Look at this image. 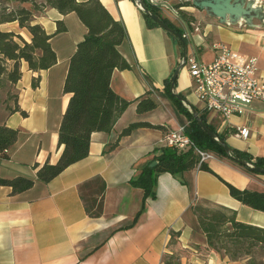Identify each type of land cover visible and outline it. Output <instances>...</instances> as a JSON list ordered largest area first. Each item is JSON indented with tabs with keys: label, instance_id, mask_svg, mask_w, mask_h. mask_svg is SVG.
I'll list each match as a JSON object with an SVG mask.
<instances>
[{
	"label": "crops",
	"instance_id": "1",
	"mask_svg": "<svg viewBox=\"0 0 264 264\" xmlns=\"http://www.w3.org/2000/svg\"><path fill=\"white\" fill-rule=\"evenodd\" d=\"M101 2L127 30L128 37L119 50L131 68L116 70L111 86L132 104L111 132L92 134L86 159L73 164L50 183L37 182L29 191L16 195L11 188L0 186V264H164L171 230L181 232L180 248L187 250L181 255L184 264H249L248 259L235 262L209 250L197 218L190 211L192 203L203 201L236 212L240 222L264 228V213L234 199L223 182L242 190L264 192V174H249L230 158L214 155L206 162L213 173L196 168L184 173L181 179L168 173L160 175L157 198L147 199L144 212L131 226L144 203V190L133 187L131 180L152 162L155 149L164 146L165 130L189 126L188 118L166 90V82L182 61L183 46L163 28L148 26L133 0ZM258 2L264 6V0ZM182 9L195 18L191 28L168 8L162 7L161 13L184 30L189 53L197 52L202 63L210 64L216 57L213 45L226 44L241 54L257 57L259 75L264 80V22L256 20L251 26L243 21L222 24L205 11ZM35 19L49 34L56 32L60 20L68 31L52 38L58 58L52 68L34 72L22 62V79L14 90L26 116L21 112L8 115L2 104L5 92H0V120L20 131L18 141L10 149V158L0 159L1 178L37 179L34 166L56 164L62 153L58 147L59 129L71 97L64 91L65 80L71 57L85 39L87 28L76 14L64 16L55 9ZM1 28L30 42L29 31L18 23L3 24ZM35 78H40L37 87L33 85ZM175 92L206 116L207 123L231 150L254 159L264 158V103L255 102L227 121L220 115H209L198 101L185 67L180 71ZM147 95L157 100L158 107L138 114L136 101ZM134 122L161 125L165 130L139 128L120 138L123 129ZM241 128L248 129L247 136H236ZM117 141V147L109 150ZM95 177L103 178L107 185L104 214L100 218L88 216L79 191L83 183ZM194 246L200 249L197 251ZM260 256L264 258L257 253Z\"/></svg>",
	"mask_w": 264,
	"mask_h": 264
},
{
	"label": "trees",
	"instance_id": "2",
	"mask_svg": "<svg viewBox=\"0 0 264 264\" xmlns=\"http://www.w3.org/2000/svg\"><path fill=\"white\" fill-rule=\"evenodd\" d=\"M142 1L147 9L162 19L165 24L184 34L183 29L175 26L162 15V7L150 0ZM158 1L169 2L170 0ZM183 6L191 7V3L175 6L180 17L191 28L195 18L184 11ZM50 9H55L64 16L76 14L86 26L87 34L85 39L77 45L71 57L65 80L64 91L71 97L59 129L58 147L62 149L60 160L56 164L46 162L43 165H35L37 179L0 177V186L11 188L14 195L29 191L37 182L48 184L73 164L86 159L90 153L92 134L111 132L118 119L132 104L131 101L118 95L111 86L116 70L131 68L119 50L128 37L127 30L124 23L115 19L101 0H0V92H5L2 104L6 113L11 115L21 112L22 115H27L21 110L18 103L19 96L14 90L22 79V62H26L30 70L40 72L52 68L58 61L51 41L55 35L66 33L67 25L62 20L57 21L56 32L49 34L35 19L36 16ZM143 15L148 26L160 27L148 15L145 13ZM14 22L18 23L20 28L29 31L30 42L15 32L2 30L3 24ZM171 80L172 78L166 82V90L180 112L189 120L187 134L199 149L228 159L223 147L201 128L190 110L171 95ZM39 82L40 78H35L34 87H37ZM136 103L138 114L153 111L158 107L157 100L151 95L138 99ZM201 117L204 123L217 134L207 123L206 116L201 114ZM139 128L165 130L161 125L134 122L123 129L120 138L130 135ZM167 131L165 130V133ZM19 135L18 129L10 128L4 119L0 120L1 160L10 158V149L18 141ZM219 137L225 141L220 135ZM118 143L119 141L111 144L109 150L115 149ZM232 153L240 159L264 168V158L254 159L236 150H232ZM152 162L157 163L153 168L150 167ZM152 162L137 178L131 180L133 187L144 190L142 209L131 226L138 222L144 212L147 199L157 198L156 184L160 175L168 173L181 179L184 173L196 168L213 173L207 163H200L199 156L192 149L181 151L165 146L159 147L154 151ZM240 167L249 174H255L250 168ZM223 182L234 199L264 213V192L242 190L224 180ZM106 190V182L101 177H95L80 186V196L89 217L103 216ZM190 211L197 218L199 230L205 236L209 250L220 253L231 261L248 259L249 264H264L263 256L257 257V253L264 255V228L240 222L236 212L203 201L192 203ZM170 236L169 252L164 255L163 263L184 264L181 255L187 250L180 248L181 232L171 230ZM194 249L198 251L200 247L194 246Z\"/></svg>",
	"mask_w": 264,
	"mask_h": 264
},
{
	"label": "built area",
	"instance_id": "3",
	"mask_svg": "<svg viewBox=\"0 0 264 264\" xmlns=\"http://www.w3.org/2000/svg\"><path fill=\"white\" fill-rule=\"evenodd\" d=\"M154 1L158 0H150ZM191 3L192 0H180ZM216 57L210 64L202 63L197 52L189 53L185 68L193 80V90L205 111L220 115L224 121L242 114L255 102L264 103V80L259 75V59L241 54L228 45H213ZM189 126L168 130L164 146L177 150H194L200 163L214 158L212 153L199 149L187 134ZM248 135L247 128L239 129L237 137Z\"/></svg>",
	"mask_w": 264,
	"mask_h": 264
},
{
	"label": "water",
	"instance_id": "4",
	"mask_svg": "<svg viewBox=\"0 0 264 264\" xmlns=\"http://www.w3.org/2000/svg\"><path fill=\"white\" fill-rule=\"evenodd\" d=\"M139 9L148 15L158 26L163 28L168 34L175 36L183 46V58L172 76L170 93L173 97H176L186 106L192 113L195 120L201 126V128L214 140H216L225 150L228 158L241 166L252 169L257 174H264V168L257 166L256 164L240 159L233 155L229 145L220 139L219 135L214 133L203 121L198 110L192 105V103L184 96L175 92L176 82L180 71L185 67L189 55V46L187 42V35L181 34L164 23L157 15L150 12L144 5L142 0H134ZM154 4L160 7H166L177 16H180L177 11L172 8L169 2L166 1H154ZM191 8H195L200 11H205L210 17L216 18L222 24H236L240 21L245 22L248 25H253L254 21L264 22V6H261L258 0H192ZM156 162H152L150 167H155Z\"/></svg>",
	"mask_w": 264,
	"mask_h": 264
},
{
	"label": "rangeland",
	"instance_id": "5",
	"mask_svg": "<svg viewBox=\"0 0 264 264\" xmlns=\"http://www.w3.org/2000/svg\"><path fill=\"white\" fill-rule=\"evenodd\" d=\"M169 3L172 4V5H174V8L177 5H184V3L180 2V0H170ZM183 8H185V6H183ZM175 10H177V9L175 8ZM208 113H209V115L215 114L213 112H208Z\"/></svg>",
	"mask_w": 264,
	"mask_h": 264
}]
</instances>
